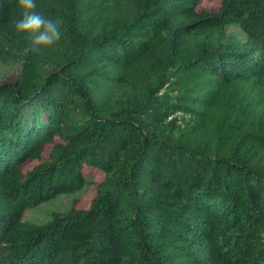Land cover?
I'll return each mask as SVG.
<instances>
[{
  "label": "trees",
  "instance_id": "1",
  "mask_svg": "<svg viewBox=\"0 0 264 264\" xmlns=\"http://www.w3.org/2000/svg\"><path fill=\"white\" fill-rule=\"evenodd\" d=\"M201 1L35 0L33 52L0 0V264H264V0ZM85 166L87 210L21 221Z\"/></svg>",
  "mask_w": 264,
  "mask_h": 264
},
{
  "label": "rangeland",
  "instance_id": "2",
  "mask_svg": "<svg viewBox=\"0 0 264 264\" xmlns=\"http://www.w3.org/2000/svg\"><path fill=\"white\" fill-rule=\"evenodd\" d=\"M219 8V0H202L198 10H206L208 12H215ZM19 64L11 65L9 67L0 66V86L12 83L17 78L19 73ZM50 152V146L43 147V157H47ZM38 164V161H30L23 165V171L29 170ZM84 176L86 183L82 189L75 192L62 193L55 196L53 199L42 203L33 208L25 210L21 215V221L38 226H43L49 223L52 213H67L73 207L77 210H87L90 203L95 196V186L101 182L102 173L89 166L84 167ZM77 199L78 203L74 206L73 201Z\"/></svg>",
  "mask_w": 264,
  "mask_h": 264
},
{
  "label": "clouds",
  "instance_id": "3",
  "mask_svg": "<svg viewBox=\"0 0 264 264\" xmlns=\"http://www.w3.org/2000/svg\"><path fill=\"white\" fill-rule=\"evenodd\" d=\"M22 10L21 17L15 22L17 33H30L32 36L31 50L40 52L53 48L61 39V20L45 17L36 11L35 0H16Z\"/></svg>",
  "mask_w": 264,
  "mask_h": 264
}]
</instances>
